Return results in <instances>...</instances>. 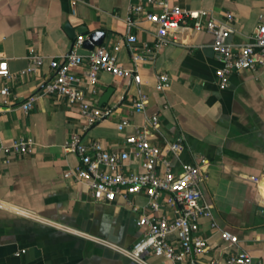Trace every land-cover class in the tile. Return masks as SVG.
I'll return each mask as SVG.
<instances>
[{"label":"crops","instance_id":"crops-1","mask_svg":"<svg viewBox=\"0 0 264 264\" xmlns=\"http://www.w3.org/2000/svg\"><path fill=\"white\" fill-rule=\"evenodd\" d=\"M182 8L208 9L217 19L225 12L234 16L231 40L241 44L264 22V0H169ZM138 0H0V57L15 76L7 81L16 98L8 104L0 96V144L9 145L30 138L32 152L10 159L0 152V264H138L124 261L123 254L103 241L128 249L141 235L138 213L126 200L96 201L84 183L64 177L78 162L63 144L73 132L84 141L99 140L109 150L122 148L125 136L144 123L143 113H131L132 101L141 91L148 96L146 114L157 113L159 127L152 142L181 139V161L199 157L208 160L201 184L203 197L212 205L221 227L238 236L236 245H225L209 219H200V232L209 251L197 257L198 264H228L226 257L247 252L252 263L264 264V65L230 75L227 87H220L215 70L220 65L211 49L213 36L193 30L192 20L181 25L177 42L161 48L153 59L138 64L141 83L99 72L96 94L87 100L96 106L115 104L114 113L82 128L83 118L75 106L59 95H39L49 73L50 57L66 53L74 38L62 24L88 31L105 32L102 44L110 46L127 31L130 4ZM146 9H149L145 5ZM131 32L139 44L151 43L155 24L136 15ZM34 48L46 56L44 64L28 76L26 55ZM83 46L78 49L84 53ZM118 62L131 66L125 46L117 52ZM76 73L86 76V63ZM166 73L170 84L156 89V76ZM2 81H0V84ZM111 88L106 102L103 93ZM37 95L25 113L17 105ZM131 125L118 131L121 117ZM174 159V164L178 163ZM256 178V180L254 179ZM131 201L147 208L144 195ZM167 213V211H165ZM175 240V234H169ZM147 264H170L163 258L145 255Z\"/></svg>","mask_w":264,"mask_h":264},{"label":"built area","instance_id":"built-area-1","mask_svg":"<svg viewBox=\"0 0 264 264\" xmlns=\"http://www.w3.org/2000/svg\"><path fill=\"white\" fill-rule=\"evenodd\" d=\"M139 14L156 26L151 43L139 44L131 32ZM187 20L193 21L190 26L193 30H204L213 36L210 46L220 62L215 70L220 87L228 86L232 73L264 65V22L255 27L246 42L235 44L231 40L235 19L229 11L225 12L224 19H217L208 9L182 8L169 0H138L128 7L126 33L110 46L101 44L80 53L78 49L87 35L77 34L66 53L50 57L48 77L39 95L65 97L80 112L82 128L87 129L110 117L116 108L113 103L96 106L87 100V94L97 92L99 72H108L140 84L138 64L153 59L167 44L176 43L177 32ZM122 46L129 53L130 67L118 62L117 52ZM45 58L34 48H29L27 65L18 74L28 76L34 73L44 64ZM84 62L86 76L82 78L76 70ZM14 76L6 60L0 57V96L4 104H8L9 97L16 98L7 84ZM169 84L166 73L157 74V90L164 91ZM36 97L30 95L17 106L27 113ZM147 100V94L140 91L132 101L131 113H143L144 123L137 126L134 133L125 136L122 148L109 150L101 141H84L79 133L73 132L64 142L63 149L73 152L78 162L75 167L65 170L64 177L86 184L96 201L122 198L138 213L137 225L143 228V232L128 249L103 241L104 245L138 264H147L145 255L163 258L170 264H198L197 257L209 251L207 239L200 232L201 218L209 219L210 227L219 232L221 241L227 246L236 245L238 236L230 228L218 224L212 205L203 197L201 184L206 177L208 160L204 157L193 161L179 160L178 156L184 149L181 139L166 141L162 146L152 142L153 132L159 127V116L157 113H145ZM129 125L131 119L127 116L121 117L116 124L120 132ZM33 144L30 138H20L9 145L0 144V152L5 159H10L31 153ZM174 159H178L177 164H174ZM139 195L147 198L146 210L131 201V197ZM171 233L175 234V240L169 237ZM226 262L253 264L251 256L245 251L228 255ZM210 264H217V261L212 260Z\"/></svg>","mask_w":264,"mask_h":264},{"label":"water","instance_id":"water-1","mask_svg":"<svg viewBox=\"0 0 264 264\" xmlns=\"http://www.w3.org/2000/svg\"><path fill=\"white\" fill-rule=\"evenodd\" d=\"M63 29L67 32L69 37L74 38L77 34L87 35L86 39L83 41L82 46L86 49H92L94 46L101 45L105 32L102 30L88 31L86 27L82 28L81 26H71L68 21H64L62 24ZM112 92L111 88H108L100 98V102H106ZM260 215L264 216V207H258ZM124 261L130 260L128 257L123 256Z\"/></svg>","mask_w":264,"mask_h":264}]
</instances>
